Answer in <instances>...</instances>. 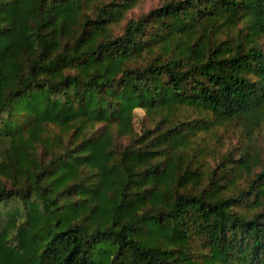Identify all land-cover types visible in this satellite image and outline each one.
<instances>
[{"label": "trees", "instance_id": "16d2710c", "mask_svg": "<svg viewBox=\"0 0 264 264\" xmlns=\"http://www.w3.org/2000/svg\"><path fill=\"white\" fill-rule=\"evenodd\" d=\"M140 1L0 0V264H264V0Z\"/></svg>", "mask_w": 264, "mask_h": 264}, {"label": "rangeland", "instance_id": "374dc122", "mask_svg": "<svg viewBox=\"0 0 264 264\" xmlns=\"http://www.w3.org/2000/svg\"><path fill=\"white\" fill-rule=\"evenodd\" d=\"M162 2L163 0H141L140 3L130 12V15L146 12L151 7L156 6ZM135 111V125L137 128H140V120L143 117L145 111L141 107H137Z\"/></svg>", "mask_w": 264, "mask_h": 264}]
</instances>
